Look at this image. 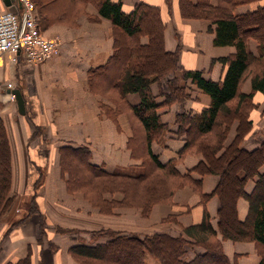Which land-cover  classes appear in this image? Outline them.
Instances as JSON below:
<instances>
[{
	"label": "trees",
	"instance_id": "obj_1",
	"mask_svg": "<svg viewBox=\"0 0 264 264\" xmlns=\"http://www.w3.org/2000/svg\"><path fill=\"white\" fill-rule=\"evenodd\" d=\"M33 1L35 4L46 5L55 0ZM78 1L92 3L99 14L112 23L115 32L114 52L106 64L90 69L88 75L92 91L99 92L98 94L114 105V107H102L105 112H111L109 114L111 119L115 120L118 113L122 112L120 108H125L133 133L128 141L131 157L137 158L136 144L145 142L149 164L164 178L187 180L196 184L206 201L211 196L217 195L219 208L217 229L212 226L209 214L204 210L203 219L198 224L184 228L188 239L167 234L139 238L113 233L112 238L103 243L73 246L72 248L77 250L75 253L109 261V264H144L146 250H152V247L158 245L156 249L162 256L164 264H228L222 250L223 239H250L263 247L258 264H264V171H259L264 163V143L252 150H246L239 144L229 147L233 155H243L246 158L244 171H232L227 168L223 163L224 152L222 154L217 152L222 147L221 142L225 134L223 124L228 123L227 118L238 115L242 127L250 126L252 119L247 117L248 112L242 109L247 105H251L252 108L255 103H252L251 98L256 92L264 94V4L260 3L261 0H178L181 17L206 19L214 25V28L210 27V31L214 33V45H229L235 48L234 53L217 59L222 64L223 74L218 81H214L205 79L202 72L197 70H183L180 75H177L175 70L178 67V51L177 49L169 51L165 48V23L158 6L139 2L129 11H124L121 0ZM248 3L256 4L243 14L234 12L237 6ZM142 37H147L146 43L141 42ZM249 39L257 43L255 54L249 49ZM170 72L173 76L167 81L168 92H162L164 96L162 104H171L175 99L189 95L185 92L184 83L186 82L207 94L210 97V104L193 114L187 112L176 115L177 133L183 136L184 144L175 156L166 163H161L152 150V143L161 137L166 124L161 122L157 113L161 103L156 102V95L153 94L151 85L159 83ZM248 77L252 89L249 94H246L242 91V86ZM128 93H137L140 102L136 105L129 104L126 100ZM236 112L238 114H235ZM136 123L139 130H133ZM240 132L241 129H239ZM143 133L145 140L141 137ZM208 134L219 136V142L215 145L208 144ZM59 151L60 162L68 165L64 170V174L68 176L74 175L81 180H84L88 174L91 180L96 177H116L135 181L138 184L148 179L146 171L129 175L109 173L101 169L90 162V154L85 147L63 145ZM190 151L201 152L204 155L203 160L192 168L193 171L219 176V182L210 194L202 192L200 180L192 178L189 173H181L177 169V164ZM229 174L230 180H226L224 177ZM248 178H255V185L251 192L244 190V184ZM10 182V148L3 121L0 119V214L11 198L8 195ZM225 184L232 193H235L236 198L243 197L248 202V211L243 221L237 219L235 199L227 196ZM143 186L147 189L149 185ZM178 186L181 185L173 188L165 187L160 191L157 188L150 198L143 197L141 207L147 210L150 203H171L168 196L170 195L171 198ZM148 198L149 201H145ZM224 212L229 213V217L223 216ZM189 238L194 244L201 246H205L210 238L215 240L214 243H207V249L204 252L186 260L183 256L186 251L184 246L191 242ZM124 247L129 249L125 250ZM28 262L30 260L21 259L19 262L10 264H27Z\"/></svg>",
	"mask_w": 264,
	"mask_h": 264
},
{
	"label": "crops",
	"instance_id": "obj_2",
	"mask_svg": "<svg viewBox=\"0 0 264 264\" xmlns=\"http://www.w3.org/2000/svg\"><path fill=\"white\" fill-rule=\"evenodd\" d=\"M139 2L160 8L165 23V47L169 51L176 49L178 51L177 75L183 70H197L202 72L205 79L214 81L220 79L223 67L217 59L234 53L235 48L213 44L214 33L210 31V27L214 28V25H211L210 21L181 17L178 0H121L122 9L129 11ZM260 3L264 4V0ZM255 4L239 5L234 12L243 14ZM8 7L3 0H0V12ZM36 11L43 34L59 38L61 43L59 54L37 65L26 63L22 53L18 54L15 62L11 53L0 54V119L3 121L10 148L12 191L19 190V195L26 193L23 188L25 181L37 180V170H39L44 175L43 180H46V193L56 197V189L62 192L58 165L59 149L63 144L79 148L89 147L90 162L105 171L135 175L139 161L131 157L128 147V141L133 133L125 108H120L122 112L118 113L115 120L111 119L109 117L111 112H105L102 107H114V105L98 94L99 92L92 91L88 75L90 69L106 64L114 52L115 32L111 21L101 16L92 3H82L78 0H55L46 5L36 4ZM141 41L146 43L147 38L142 37ZM248 45L250 51L255 54L256 41L250 39ZM172 76L173 74H169L162 78L159 84L151 85V90L156 95V102L161 103L157 113L161 122L167 126L162 136L152 143V150L161 163H166L175 156L184 144L183 136L176 133L178 127L176 115L187 112L193 114L201 110L199 108L201 106H198L201 103L205 108L210 104V97L194 85H191V99L188 101L181 104H162L164 100L162 92H168L167 81ZM7 83H11L13 89L20 90L24 99L25 113L18 111L16 101L5 100ZM251 89V81L248 79L243 84L242 91L247 94ZM126 100L131 105L140 102L137 93H128ZM36 130H41V133L30 142L29 137ZM259 145L260 142L255 141L254 138H248L241 143L246 150H252ZM201 160V157L194 154L189 155L177 165V169L181 173L189 172L192 178L200 180L202 192L210 194L218 184L219 176L193 171L192 168ZM43 167H48V171L43 172ZM259 171H264V165ZM254 183L255 178L246 184L244 190L251 192ZM11 194L14 195L12 192ZM174 198L177 204L188 205L192 209L183 212L184 209L177 204V208L157 205L153 208L150 219L138 220L137 213L131 214L129 222L132 227H128V230L136 236L160 232L172 237L179 236L180 231L172 224L168 223L161 228V224L154 226L160 218L167 215L176 216L177 221L183 226L198 224L202 216L200 207L196 206L198 197L190 189L183 188L176 192ZM40 204L44 215L47 213L51 219L49 228L86 229V231L92 229L84 227V209L80 201L74 204L82 208L79 210L76 206L71 207L69 215L72 218L65 215L63 219L65 222L53 217L51 214L55 212L54 209L48 207L45 202L43 204L41 201ZM218 208L219 199L213 195L206 203V210L212 226L216 229ZM247 211L248 202L245 198H239L236 204L238 220L243 221ZM56 212L62 215L59 210ZM96 222L104 223L103 219H98ZM26 228L33 229L31 226ZM158 228L160 231L157 230ZM114 230L118 231V228L114 227ZM82 240L79 239L71 244L83 243ZM27 243L31 245V241ZM222 244L229 263H232L233 254L227 251L229 243L223 241ZM230 246L233 249L237 248L232 249L234 255H238L235 264L259 263V258L255 256L251 244L239 242L233 245L230 242ZM33 247L32 243L31 248ZM4 248L8 250L11 248L9 240H4L3 250ZM21 251L24 250L14 252L15 256L7 260L16 262L24 255ZM192 251L188 252L192 253V257L188 256L189 259L195 257L194 252L195 254L202 252L195 247ZM145 264H149V261Z\"/></svg>",
	"mask_w": 264,
	"mask_h": 264
},
{
	"label": "rangeland",
	"instance_id": "obj_3",
	"mask_svg": "<svg viewBox=\"0 0 264 264\" xmlns=\"http://www.w3.org/2000/svg\"><path fill=\"white\" fill-rule=\"evenodd\" d=\"M175 71L178 72V67L176 68ZM169 74L172 73L170 72L165 76ZM248 79L250 78L248 77L244 81V83H246ZM188 83L189 82H186L184 84L186 90L185 92L189 95H187L186 97L182 96L180 98H177L174 101H172L171 104L174 103L181 104L191 99L190 91H191V85L193 84L189 85ZM156 84L159 83L156 82ZM251 100L252 103L253 102L255 103L254 105H252V108L251 105H247L245 108L242 109L244 112L247 111L248 112L247 117L252 119L251 120L252 123L250 126L242 127L238 115H234L233 117H228L226 120V122L228 121V123L223 124V127H225L224 139L221 142L222 147H220V149L217 152L219 154H222L224 152L223 163L227 168H230V170L232 171L246 170L245 167L247 160L243 155H236V156L233 155V152H231L229 149L230 146L231 148L236 144H239V146H241V143L248 138L249 139L254 138L255 141H259L261 145L262 143H264V129H263L264 103H262L264 101V94L256 92L253 98H251ZM201 104L198 105L201 106L199 108L201 109L205 108L202 107ZM165 105H170V104H165ZM235 114L238 113L236 112ZM134 129L139 130V126L137 125V123L136 125H134L133 130ZM239 129H241L240 133H239ZM166 130H167V126L166 129L163 131V133ZM40 133L41 130L40 131L36 130L35 132H33L29 137V141L31 142L32 139L39 136ZM139 133L141 132L139 131ZM141 137L143 140H145L144 133L141 134ZM207 138H208L207 139L208 144L210 145H215L216 143L219 142V136H217L216 134L213 135L208 134ZM85 148H87L89 154L91 155L90 148L86 146ZM135 149H138L136 151L137 158H133V159L139 161V164L136 167L137 168L136 174L146 171L145 174L147 175L148 178L143 182L140 181L139 184L136 183L135 181H130L116 177H96L94 180L93 179L91 180L90 175L88 174L84 178V180H81L80 178H75L74 175L69 174L68 176V174L67 175L66 173L64 174V170L67 169L68 165L66 163L60 162V151H59L58 167L60 169V179H61L60 182L62 185V192H59V190L56 189L55 192L56 197H54L53 194L46 193L45 191L46 180H43L44 175L39 170H37V180L25 181L23 188L25 189V192L27 194L24 193L23 195H19L20 194V192H18L19 190L12 191V163H11V182H10L11 185L8 195L12 197L9 199L5 209L0 214V264H10L12 261H9L7 259L13 258L15 256L13 255V253L19 252L20 249L24 250L21 251L24 255L22 256V258L17 259L16 262H19V260L21 261V259L22 260L25 259L27 261L30 260V262H28L27 264L29 263L31 264H106V263L109 264V261H102L100 259L79 255L75 253L77 250L73 249L72 247L80 244L95 245L97 243L106 242L112 238L113 233L116 235L134 236L139 238L150 237L158 234H165L164 232H160L154 234L152 233V235L136 236L132 234L130 230H128V227H132L131 223L129 222V219L131 217V214L133 213L138 214L139 217L138 220L150 219L152 210L157 205H166L172 208L173 207L177 208L178 205L180 206V208L184 209L183 212L184 211L189 212L192 209L191 206L179 205L175 202L174 197L176 192H178L180 189L183 188L190 189L192 193L198 197V202L196 203V206L200 207L201 209V213H202L201 220H202L204 215V210L207 212L206 203L209 199L206 201L205 198L202 197V195L199 192L198 186L187 180L181 181L174 178L172 179L164 178L160 172H158L153 166L149 164L145 142L143 141L141 143L138 142L136 144ZM263 150H264V144H263ZM187 153L188 154H186L179 163H181L185 159V157L193 154L198 157H201L203 160L204 155L201 152L190 151ZM262 165H264V163ZM42 171L47 172L48 167L46 168L43 167ZM109 173L119 174L118 172H109ZM229 177L230 174L225 176L224 178L226 180H230ZM250 180L252 179L248 178V180H246L244 187ZM143 185L145 186L149 185V186L147 189H145ZM176 185H181V186L175 188L171 198L170 195L168 196V198L171 200V203H162V202L150 203L149 208L147 210H144L141 207V204L143 202V197L144 199L147 197L150 198L151 195H153V192L157 190V188L160 191L162 188L165 187L173 188ZM254 185L255 183L253 184V188ZM224 188L227 196L228 197L232 196L235 199V206H236L238 199L243 197L238 196L236 198L235 193L231 192V189L228 188L227 184L224 185ZM228 189H230V191ZM11 192L14 193V195L12 194L10 195ZM149 198L146 199L145 201L148 202ZM41 201L43 202V204L45 202L48 207L54 209L55 212L51 214L53 217L63 222H65V220H63L65 218V215H68V218H72V216L69 215L70 213L69 209H71V207L73 206H76L74 203L80 201L83 204V209H84V227H91L92 229H89L90 231H86V229L80 230V229L49 228L48 225H51V219L47 213L46 215H44L43 209L41 207L42 205L40 204ZM205 201L206 203H204ZM226 201L230 202L229 199H226ZM76 207L79 210L80 208H82V206L81 207L76 206ZM57 210H59V212L62 215H58V213L56 212ZM225 215L228 216L229 213L224 212L223 216ZM236 216H237V212H236ZM98 219H103L104 223L97 224L96 220ZM168 223L174 225L176 227V230L180 231V235L179 236L177 235V238H184L183 236L185 235L184 228L190 226V225L189 226L181 225L177 221V217L174 215H167V217L160 218L158 223L154 224V226L156 227L157 225L161 224L160 225L161 228L163 225H166ZM26 226H31L33 229H28L26 228ZM114 227L116 229L118 228V231L114 230ZM160 228H158L157 230L160 231ZM24 235L27 236L24 237ZM79 239H83L82 240L83 243L81 242L74 245L71 244L72 242H77ZM4 240H9L11 245V248H9V250L5 248L3 250ZM189 240L191 239L189 238ZM214 240L215 239L210 238L209 240H207V243L208 242L214 243ZM27 241L29 242L31 241V245L33 243L34 247L31 248V245L28 244ZM223 241L225 242L227 241L229 243L227 245V251L231 255L233 254L232 257L233 262L229 263L228 261V264H235V261L237 260L238 257V255H234V253L232 252L233 248L232 246H230V242L233 243V245L239 242L251 244L254 249L255 256H257L260 261L263 252V247L260 244H256L254 241L250 239L233 240V239L225 238L223 239ZM26 243L27 246H25ZM207 243L205 246H201L194 244L193 241L191 240L189 244H186L184 246V249L186 251L183 256L185 257L186 260L189 259L188 256L192 257L191 255L192 253L191 254L189 253L193 252L192 250L194 247L195 249L197 248L199 251L204 252L207 249L206 247ZM152 248H153L152 250H146V252L144 253V264L146 263V261H149V264H164L162 262L163 261L162 256L159 254L158 249H156L158 248V245ZM124 249L128 250L129 248L124 247ZM235 249L237 248H234L233 250ZM212 250L213 249H211V251ZM222 250L224 252L223 244H222ZM8 253L9 255H7ZM194 255L196 256L197 254H195L194 252Z\"/></svg>",
	"mask_w": 264,
	"mask_h": 264
},
{
	"label": "built area",
	"instance_id": "obj_4",
	"mask_svg": "<svg viewBox=\"0 0 264 264\" xmlns=\"http://www.w3.org/2000/svg\"><path fill=\"white\" fill-rule=\"evenodd\" d=\"M60 40L43 34L33 0H15L0 12V54L11 53L15 62L22 53L26 63L37 65L59 54ZM5 100L16 101L13 85L6 84Z\"/></svg>",
	"mask_w": 264,
	"mask_h": 264
},
{
	"label": "water",
	"instance_id": "obj_5",
	"mask_svg": "<svg viewBox=\"0 0 264 264\" xmlns=\"http://www.w3.org/2000/svg\"><path fill=\"white\" fill-rule=\"evenodd\" d=\"M14 1L15 0H3V2L5 3L6 6H11ZM12 92L16 96V103H17L18 111L22 114L25 113L24 99L22 97L20 90L19 89H13Z\"/></svg>",
	"mask_w": 264,
	"mask_h": 264
}]
</instances>
